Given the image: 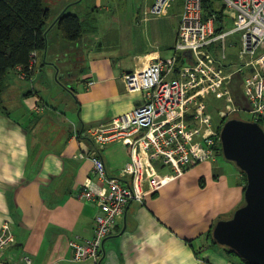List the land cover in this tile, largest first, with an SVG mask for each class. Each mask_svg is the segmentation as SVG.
Returning <instances> with one entry per match:
<instances>
[{
  "label": "crops",
  "instance_id": "1",
  "mask_svg": "<svg viewBox=\"0 0 264 264\" xmlns=\"http://www.w3.org/2000/svg\"><path fill=\"white\" fill-rule=\"evenodd\" d=\"M154 2H138L133 14L121 16L112 41L106 45L92 43V38L100 37L98 31H84L72 43L64 41L56 27L51 29L49 55L54 56L58 67L51 64L50 75L58 81L61 92L68 90L66 84L73 86L70 91L75 108L71 114L62 111V105L57 103L48 110L47 97L51 93L43 79L35 85L34 79L28 80L15 70L6 77V112L0 110V226L4 222L11 224L15 242L1 255L4 261L0 264H18L23 254L31 256L32 264H92L74 262L70 248V240L76 236L93 238L95 216L100 212L96 201L79 197L89 182L104 185L89 156L99 152L107 172L117 175L129 161L130 149L124 142L100 148L89 130L111 122L144 99L141 91H127L123 78L126 72L142 70L172 53L184 0H174L162 15L151 13ZM234 18V12L228 9L223 31L233 30ZM231 23L233 27L227 29ZM231 35L226 38L225 58L220 55L223 48L219 42L208 50L223 74H233L231 90L240 109L237 116L241 117L240 112L251 115L250 101L243 88H237L243 86V77L249 70L242 58L241 64H234L233 58L226 59L227 49L235 46L229 40ZM87 49L91 51L86 66L78 69L75 65L83 64ZM195 61L192 52H178L176 66L168 78L178 77L182 67ZM27 81L32 82L31 89ZM37 98L46 109L37 101L41 109H35L36 105L31 109ZM22 107L25 111L20 113ZM50 118L58 129L54 138L44 127ZM186 118L192 121L191 110ZM221 155L219 150L216 159L191 164L180 178L170 177L156 190H151L147 181L150 174L165 177L171 172L167 167L150 166L144 200L128 205L124 218L104 241L102 264H227L234 260L231 251L216 243L209 232L245 202L247 177Z\"/></svg>",
  "mask_w": 264,
  "mask_h": 264
},
{
  "label": "built area",
  "instance_id": "2",
  "mask_svg": "<svg viewBox=\"0 0 264 264\" xmlns=\"http://www.w3.org/2000/svg\"><path fill=\"white\" fill-rule=\"evenodd\" d=\"M173 1L155 0L151 13L164 14ZM223 2L225 14L228 9L235 14V27L217 34L216 17H204V0H184V12L172 53L152 61L142 70L124 74L127 91H141L144 99L111 122L89 130L100 148L116 142L128 144L130 160L121 173L111 175L98 152L89 156L104 185L89 182L79 193L81 198L96 201L100 212L95 216L93 238L83 240L76 236L70 240L74 262L102 264L104 241L124 218L128 205L133 201L144 200L147 193L146 175L150 166L167 167L171 172L165 177L156 172L150 174L147 181L151 190H156L170 177L180 178L191 164L216 159L217 152L222 149V141L220 131L214 127L207 112V93L221 92L225 102L230 104L229 110H220L221 118H229L240 109L235 104L231 90L233 74H223L216 67V61L208 48L219 42L225 58L226 38L235 32L242 33L239 56L245 60L247 72L249 70L242 84L251 103L250 120H264V53L256 56L259 48L264 47V0ZM187 51L195 55V63L182 67L178 77L168 78L176 66L177 53ZM36 59L30 68L34 67ZM18 71L22 77L26 76L20 66ZM93 83L88 82V85ZM35 105V109H41ZM189 110L192 111V121L186 118ZM14 242L13 228L9 222H4L0 226V262L4 261L1 255ZM20 261L32 264L29 255H21L18 264ZM227 264L242 263L230 260Z\"/></svg>",
  "mask_w": 264,
  "mask_h": 264
},
{
  "label": "trees",
  "instance_id": "3",
  "mask_svg": "<svg viewBox=\"0 0 264 264\" xmlns=\"http://www.w3.org/2000/svg\"><path fill=\"white\" fill-rule=\"evenodd\" d=\"M216 3L217 0H204V17L208 18L211 15L216 17V33L220 34L224 29L226 14L224 6L218 8ZM52 13L50 7L44 6V0H0V110L4 107V81L9 73L15 70L20 74L18 71L20 66L22 72L26 74L25 78L33 81V76L42 69L39 58L41 54L45 57L50 52L51 29L56 27L64 41L74 43L82 37L84 27L80 15L68 13V8L54 19ZM36 57L34 67L30 68ZM54 66L58 67L56 64ZM36 104L39 106L38 103ZM41 108L44 109V106L41 105ZM230 117L238 116L234 113ZM222 120L225 123L227 119L222 118ZM218 130L221 131V127ZM209 234L213 237V229ZM242 261L240 263L250 264Z\"/></svg>",
  "mask_w": 264,
  "mask_h": 264
},
{
  "label": "water",
  "instance_id": "4",
  "mask_svg": "<svg viewBox=\"0 0 264 264\" xmlns=\"http://www.w3.org/2000/svg\"><path fill=\"white\" fill-rule=\"evenodd\" d=\"M224 157L247 177L245 202L213 228L216 243L250 264H264V127L230 117L220 131Z\"/></svg>",
  "mask_w": 264,
  "mask_h": 264
},
{
  "label": "rangeland",
  "instance_id": "5",
  "mask_svg": "<svg viewBox=\"0 0 264 264\" xmlns=\"http://www.w3.org/2000/svg\"><path fill=\"white\" fill-rule=\"evenodd\" d=\"M143 3L144 0H44V6L45 7H50L51 10L54 12V16L57 15L62 9L69 4H72L68 8V13H75L80 15L83 18V27L84 31L87 34L94 33L98 31V35L100 36L98 39L92 38L91 41L92 43L96 45H106L108 41H112L114 35H113V30L116 27V24L118 20L121 18V16H126L129 15L130 13H134V7L135 4ZM218 8L223 7L221 0H217L216 3ZM137 9H135V12ZM119 17V18H118ZM233 25L231 23L230 27L227 29L232 28ZM59 32V31H58ZM241 32H235L233 35L230 36L229 40H232L233 43H235V46L229 47L227 49V58L228 61L233 58L234 59V64H241L240 63V49H241ZM91 37V36H89ZM100 43V44H99ZM220 46V43H219ZM91 50H84V60L83 64H76L75 66L78 69H82L86 66L87 60H88V55ZM216 52V50H215ZM219 52V51H218ZM220 55L221 57L223 56L222 51L220 49ZM264 53V47L259 48L257 55L259 56L260 54ZM45 61V63H44ZM55 63V58L52 55H49V53L44 57L43 54L40 55L39 58V64L42 66V70H38L36 75L33 76V79L35 81V85L43 79L45 87L49 92L51 93V96L47 97L48 101V110L51 108V105H55L57 103L58 105L61 106V110L68 112V114H71L73 109L75 108V98L71 94V89L72 85L71 84H66L69 88L68 90H64L61 92L58 90V81L54 77L50 75L51 69L53 67L51 64ZM245 63V60H244ZM44 64V65H43ZM81 66V67H80ZM246 69V68H245ZM247 70V69H246ZM11 75L9 73L7 76ZM7 79V78H6ZM29 83L30 89L32 88V82L27 81ZM237 88L242 89L243 86H240ZM243 91V89H242ZM208 96L206 97V102L208 104V109L207 112L209 115L213 118V124L216 127L217 124H219L222 128L223 126V120L220 117V110H229L230 104L225 102L224 97L222 96L221 92L218 93H207ZM41 102L40 98H37L35 101H33L31 104L32 107L36 104L35 102ZM25 104V103H24ZM40 104V103H39ZM42 106L44 102H41ZM40 104V105H41ZM45 107V106H44ZM67 108V110H66ZM4 112H6L3 109ZM25 111V108L22 107L20 109V113H23ZM237 114V113H236ZM29 116H32L30 113H28ZM241 118L247 119L250 118L251 115L248 112H240ZM34 119V117L32 116ZM228 119V118H225ZM66 121V120H65ZM44 125L45 131L48 132L49 135H51L53 138L56 134V131L58 129L56 128V121L53 118H50ZM262 126L264 127V120H262ZM222 150V149H221ZM220 150V152H221ZM225 160H227L224 157L223 150H222V155H221ZM130 160V157H129ZM228 163L232 164L235 166L234 162L228 161ZM244 204V203H243ZM242 204V205H243ZM237 210V209H236ZM235 212V211H234ZM234 212L231 214V216L234 214ZM230 216V217H231ZM232 255V258H234L233 261L236 262H243L241 258L236 254V253H230Z\"/></svg>",
  "mask_w": 264,
  "mask_h": 264
}]
</instances>
